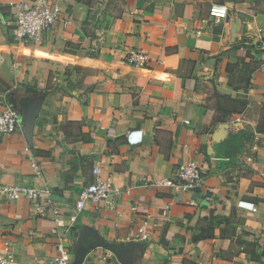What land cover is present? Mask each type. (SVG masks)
<instances>
[{"label":"crops","instance_id":"0c3cea01","mask_svg":"<svg viewBox=\"0 0 264 264\" xmlns=\"http://www.w3.org/2000/svg\"><path fill=\"white\" fill-rule=\"evenodd\" d=\"M9 1L0 112L16 106L19 122L0 134V180L52 190L66 225L0 194V247L27 264L59 247L70 264H264V0H120L105 22L93 0H53L59 18L27 44L12 41ZM129 48L147 63H126ZM237 66L250 68L246 87ZM239 131L251 140L219 157ZM188 160L201 166L199 189L151 183ZM93 168L111 177L113 208L87 202L71 226Z\"/></svg>","mask_w":264,"mask_h":264},{"label":"built area","instance_id":"2783aa9c","mask_svg":"<svg viewBox=\"0 0 264 264\" xmlns=\"http://www.w3.org/2000/svg\"><path fill=\"white\" fill-rule=\"evenodd\" d=\"M8 6L11 11V38L17 43H39L41 34L49 29L60 15L59 4L53 0H10ZM209 12L215 17H225L227 8L225 5L212 4ZM126 63L134 67H142L148 61L147 54L135 48H129L125 52ZM19 122V112L16 106L9 105L0 112V134L13 132ZM38 169V165L33 163ZM93 180L79 190L75 201V210L68 214L69 224L77 219V214L89 202L97 206L104 202L113 208V196L116 190L110 176H100L97 168L92 169ZM152 184L161 187H171L176 191H195L204 183L201 166L193 160L181 162L177 165L171 177H162L151 181ZM52 190H40L20 184H4L0 180V194L9 200L25 197L33 202V208L38 216L51 214L57 226H65L60 208L55 204ZM147 221H144L138 229L141 237H145ZM59 255L40 261L38 264H70L67 260V250L59 247ZM0 264H27L18 260L10 246L4 243L0 247Z\"/></svg>","mask_w":264,"mask_h":264},{"label":"rangeland","instance_id":"374dc122","mask_svg":"<svg viewBox=\"0 0 264 264\" xmlns=\"http://www.w3.org/2000/svg\"><path fill=\"white\" fill-rule=\"evenodd\" d=\"M121 9L122 7L120 0H93L91 12L93 13V15H98V21L105 22L107 20L109 21V17L116 16L119 12H121ZM236 68V76L239 81L238 83H240L242 87H246L247 75L249 74L250 68L246 67L242 70H240L238 66Z\"/></svg>","mask_w":264,"mask_h":264},{"label":"trees","instance_id":"16d2710c","mask_svg":"<svg viewBox=\"0 0 264 264\" xmlns=\"http://www.w3.org/2000/svg\"><path fill=\"white\" fill-rule=\"evenodd\" d=\"M243 103L239 104V106H242ZM243 107V106H242ZM236 110L238 108H235ZM250 141L251 140V134L246 133L244 131H239L235 133H230L229 136L219 142L216 146L217 149V155L219 157H224L227 155H231L234 152H236L239 149V141L240 140Z\"/></svg>","mask_w":264,"mask_h":264}]
</instances>
